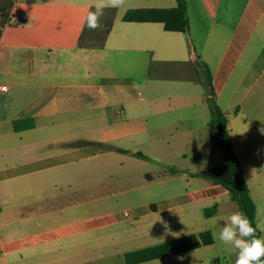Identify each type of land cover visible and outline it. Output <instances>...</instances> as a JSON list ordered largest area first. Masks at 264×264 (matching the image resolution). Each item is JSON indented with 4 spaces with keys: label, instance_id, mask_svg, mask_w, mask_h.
<instances>
[{
    "label": "crops",
    "instance_id": "crops-1",
    "mask_svg": "<svg viewBox=\"0 0 264 264\" xmlns=\"http://www.w3.org/2000/svg\"><path fill=\"white\" fill-rule=\"evenodd\" d=\"M186 1L188 26L172 31L122 16L176 0H128L92 49L78 39L93 0H0V264H126V251L215 233L199 215L223 223L239 207L197 174L225 162L208 70L264 236V0ZM214 243L133 264H211Z\"/></svg>",
    "mask_w": 264,
    "mask_h": 264
},
{
    "label": "trees",
    "instance_id": "trees-1",
    "mask_svg": "<svg viewBox=\"0 0 264 264\" xmlns=\"http://www.w3.org/2000/svg\"><path fill=\"white\" fill-rule=\"evenodd\" d=\"M116 14V8H106L100 20V28L90 30L84 25L78 39V46L102 49ZM122 19L125 21H159L163 23L167 30L183 31L188 26L187 1L176 0L175 5L168 7H131L124 12ZM207 79L211 93L207 98L210 106V118L207 123L208 135L214 141L215 146L222 151L225 162L205 168L197 174L225 187L230 194V198L236 202L239 209L248 216L253 227L256 228V235L261 236V229L257 227L256 204L231 143L227 127L229 111L220 107L214 99L209 70ZM23 122H26V124H23ZM13 125L16 129L29 128L34 126V120H15ZM137 154L142 155L141 152H137ZM213 209L214 205L210 210ZM208 211L207 209V214ZM213 239L211 230L206 229L198 233H190L185 236L171 238L156 244L126 251L124 260L126 264L138 263L210 244L213 242Z\"/></svg>",
    "mask_w": 264,
    "mask_h": 264
},
{
    "label": "clouds",
    "instance_id": "clouds-1",
    "mask_svg": "<svg viewBox=\"0 0 264 264\" xmlns=\"http://www.w3.org/2000/svg\"><path fill=\"white\" fill-rule=\"evenodd\" d=\"M127 4L128 0H93L84 24L90 30H96L101 27L100 20L106 8L121 9ZM213 235L222 245L235 251L234 264H264V236L256 235V228L243 211H232L219 224V232Z\"/></svg>",
    "mask_w": 264,
    "mask_h": 264
},
{
    "label": "rangeland",
    "instance_id": "rangeland-1",
    "mask_svg": "<svg viewBox=\"0 0 264 264\" xmlns=\"http://www.w3.org/2000/svg\"><path fill=\"white\" fill-rule=\"evenodd\" d=\"M69 132L73 131V128H69L68 129ZM89 161H92V160H89ZM88 163V160L86 159H83V160H80L78 159L77 161H73L71 163H67L65 165V167L69 168V169H73V168H80L82 167L83 165L85 166V164ZM94 179V176H91L90 174H86L83 176V180L85 182V184H91L92 183V180ZM254 191V195H255V199H256V202L258 203L259 205V209L261 210V213L259 214V217H261L262 215V211L264 209V197H261L259 195L256 194V191ZM87 193V192H85ZM212 203H208L207 206H211ZM200 217H203L205 218L206 220H210V222L215 225V233H218L219 232V224L222 223L221 221H216L217 219H210V218H206L204 217L203 215H199ZM261 226L263 225V222L261 220ZM208 250H211V251H208ZM227 251L225 253H227V257H225L223 255V251ZM208 251V254L207 252L205 253V255H212V253L210 252H213V255H215L217 258H218V261H215L213 258H212V262L211 264H227V260H230V262H228V264H234V261H235V258H236V253L235 251L230 247V246H225V245H222L216 238H215V243L210 247V249H207ZM216 253V254H214ZM212 257V256H211ZM214 257V256H213Z\"/></svg>",
    "mask_w": 264,
    "mask_h": 264
},
{
    "label": "built area",
    "instance_id": "built-area-1",
    "mask_svg": "<svg viewBox=\"0 0 264 264\" xmlns=\"http://www.w3.org/2000/svg\"><path fill=\"white\" fill-rule=\"evenodd\" d=\"M2 88L5 89V88H7V86L3 85ZM124 214H125L126 216L129 215L128 211H124Z\"/></svg>",
    "mask_w": 264,
    "mask_h": 264
}]
</instances>
